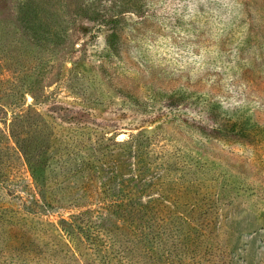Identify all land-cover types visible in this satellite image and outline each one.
Returning <instances> with one entry per match:
<instances>
[{
  "label": "rangeland",
  "instance_id": "374dc122",
  "mask_svg": "<svg viewBox=\"0 0 264 264\" xmlns=\"http://www.w3.org/2000/svg\"><path fill=\"white\" fill-rule=\"evenodd\" d=\"M25 1L0 0V264H264V0H34L37 35Z\"/></svg>",
  "mask_w": 264,
  "mask_h": 264
},
{
  "label": "trees",
  "instance_id": "16d2710c",
  "mask_svg": "<svg viewBox=\"0 0 264 264\" xmlns=\"http://www.w3.org/2000/svg\"><path fill=\"white\" fill-rule=\"evenodd\" d=\"M20 8L27 23L28 29L32 30L33 33L37 35V31L40 30L39 27H41V23L43 21L41 5L37 1L27 0L20 5ZM216 129V132L220 133L221 130H224L225 128L218 126ZM17 143H19L18 140H16V144Z\"/></svg>",
  "mask_w": 264,
  "mask_h": 264
}]
</instances>
